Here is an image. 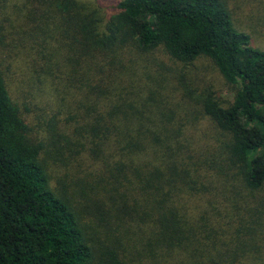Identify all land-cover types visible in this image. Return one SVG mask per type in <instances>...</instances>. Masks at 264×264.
Here are the masks:
<instances>
[{"label":"trees","instance_id":"16d2710c","mask_svg":"<svg viewBox=\"0 0 264 264\" xmlns=\"http://www.w3.org/2000/svg\"><path fill=\"white\" fill-rule=\"evenodd\" d=\"M25 6L53 25L70 132L35 136L0 59V264H264V47L235 18L264 24V0ZM200 58L231 103L170 85ZM192 101L213 130L189 127ZM70 158L83 176L53 185Z\"/></svg>","mask_w":264,"mask_h":264},{"label":"rangeland","instance_id":"374dc122","mask_svg":"<svg viewBox=\"0 0 264 264\" xmlns=\"http://www.w3.org/2000/svg\"><path fill=\"white\" fill-rule=\"evenodd\" d=\"M95 2L101 7L104 15L108 16L113 12L117 0H95ZM25 3L27 0H9L0 17L2 29L0 34L3 36L0 59L3 66L10 70L7 77L14 98L27 103L29 108L35 107L26 115L27 121L36 132L35 136L47 139L46 124H52L59 135H68L70 132L68 117L71 107L60 77L59 70L62 63L56 58L49 59L50 61L45 59L58 48V43L48 34L41 33L42 29H53V25L46 16H41L39 13L28 15ZM28 16H32L33 19L26 20ZM237 16L245 23L247 27L245 31L252 36L253 45L264 47V24L257 22L253 17L244 21L242 19L245 18L244 14L241 17L236 11L235 18ZM28 33H33L35 38H28ZM165 61L172 64L170 61ZM166 69L174 70L169 67ZM173 72H175L174 79L170 78L171 72L169 76L166 74L165 76L170 78V85L174 86L175 92L180 95L186 94L185 89H189L195 97L210 91L222 101L231 103L233 100V92L229 90L214 65L205 58H200L189 66L178 65ZM181 74L185 87L175 78ZM192 103L195 111L191 114L193 123L189 127H193V131L199 135L213 130L211 124L199 114L198 106L193 101ZM50 172L53 185L60 179L67 181L72 187L76 178L83 176L77 170L76 162L71 158L65 165L58 161H51Z\"/></svg>","mask_w":264,"mask_h":264}]
</instances>
